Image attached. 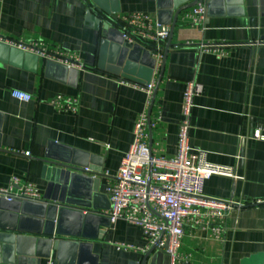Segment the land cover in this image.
Wrapping results in <instances>:
<instances>
[{
	"label": "crops",
	"instance_id": "obj_1",
	"mask_svg": "<svg viewBox=\"0 0 264 264\" xmlns=\"http://www.w3.org/2000/svg\"><path fill=\"white\" fill-rule=\"evenodd\" d=\"M200 3L207 7L202 22L189 18L193 6L183 10L174 25L173 0L102 1L108 9L120 8L111 20L145 12L154 29L156 23L170 26L161 69L152 76L157 85L149 114L155 125L148 143L154 153H176L183 94L193 80L202 91L194 98L190 144L205 150L209 161L236 167V178L213 175L206 180L204 194L230 201L234 209L220 223L219 238L210 227L186 225L179 248L184 264H264V138L255 136L258 130L264 135V0ZM96 12L94 0L0 2V188L19 178L35 183L42 194L21 212L0 211V264H46L49 259L58 264L55 245L36 232L51 181L44 172L46 162L69 164L91 177L92 182L80 181L77 192L96 189L101 207L133 141L135 122L146 106V94L134 86L142 83L139 74L147 73L149 66L143 50L129 60L135 73L122 75L120 69L134 44L150 49L115 34L106 38L92 19ZM20 42L65 50L80 62L44 58L37 49L19 47ZM207 44L223 45L222 53L206 51ZM13 89L28 92L32 99L14 98ZM57 95L76 99L77 111L57 109L52 104ZM107 210L95 211L105 215ZM77 228L72 221L65 226L69 232ZM100 230L103 238L90 241L98 264L140 263L146 252L115 245L145 247L140 226L119 219ZM18 245L26 256L15 253ZM72 254L66 246V261ZM92 254L83 250L80 259L93 263ZM147 264H170V257L154 249Z\"/></svg>",
	"mask_w": 264,
	"mask_h": 264
},
{
	"label": "built area",
	"instance_id": "obj_2",
	"mask_svg": "<svg viewBox=\"0 0 264 264\" xmlns=\"http://www.w3.org/2000/svg\"><path fill=\"white\" fill-rule=\"evenodd\" d=\"M1 2V0H0ZM207 7L198 4L188 13L194 23L202 22ZM116 20V21H115ZM111 22L118 28L125 41L143 42L151 50L155 59L154 70L161 69L164 59L163 43L168 39L170 26L156 23L145 12L119 14ZM22 48L37 49L44 58L55 59L67 64H79V59L62 49H49L38 42L18 44ZM223 45L207 44L206 51L222 53ZM126 83L127 81H122ZM156 79L149 83H134L146 94L145 109L139 114L133 129V141L123 156L113 181L107 187L110 208L104 212L111 221L126 220L142 228L145 247L130 243L115 242L121 250L147 252L152 247L164 251L170 257V264H184L179 252L186 225L211 228L215 237L222 232L223 223L234 209L230 201L208 197L204 194V184L213 175L236 178V167L214 163L208 160L205 150L193 148L190 144L191 114L194 98L202 91L196 81H188L183 94L182 118L179 126L177 151L170 156H158L148 143L149 129L155 125L150 118L156 90ZM11 95L23 101H30L31 94L13 89ZM52 104L61 111L76 112L78 101L74 98L57 95ZM256 138L263 139L261 131ZM241 157L240 153L237 156ZM85 171H89L85 168ZM17 186L18 190L13 191ZM0 195L7 200H40L39 187L28 180L13 178L10 187L0 188ZM46 264H56L49 259Z\"/></svg>",
	"mask_w": 264,
	"mask_h": 264
},
{
	"label": "water",
	"instance_id": "obj_3",
	"mask_svg": "<svg viewBox=\"0 0 264 264\" xmlns=\"http://www.w3.org/2000/svg\"><path fill=\"white\" fill-rule=\"evenodd\" d=\"M102 1L94 0L97 5V12L93 14L92 19L95 22L96 28L106 32V38L108 39H111L112 34L118 35L123 39L120 30L113 26L111 22L112 14L120 12V8L108 9L102 5ZM202 1L173 0V9L175 11L173 18L174 25L183 10L193 7ZM137 50H143L149 65L147 73L139 74L140 81L142 83H149L152 80L155 59L151 56L150 50L143 48L139 44H134L133 48L128 50V61L121 67L120 71L122 75L135 73L129 68V60ZM44 170L45 173L49 174L51 181L44 194V203L41 205L43 210L37 216L42 225H40L36 232L50 238L53 245H55L58 252V264H86L80 259L82 251L87 250L91 255L92 243L90 241L103 238L105 232L104 230H100V226L110 225L111 220L108 216L101 215L95 211L99 208L109 209V198H107L106 204L98 207L97 200L100 197L94 194L97 192L96 189L94 191L93 188L89 189L86 194L78 193L77 187L81 180H89V182L93 180L88 175L81 174L76 167L59 162H46ZM28 202L30 200L27 199H14L10 201L3 195H0V211L21 212L22 206ZM70 221L73 224L75 223V226L78 228L69 232L66 231L65 226ZM66 246L70 247L73 252L72 258L67 259V261L64 257V249ZM2 249L3 247L1 245L0 254H2ZM154 249L155 247H152L147 251L139 264H147V260ZM15 253L21 255V257L27 255L24 248L20 247V245L16 248ZM92 259L94 260L93 263L89 264H98L99 258L97 255L92 254Z\"/></svg>",
	"mask_w": 264,
	"mask_h": 264
}]
</instances>
